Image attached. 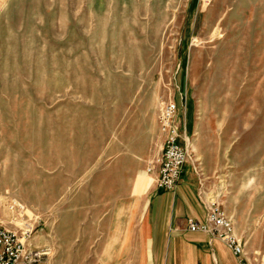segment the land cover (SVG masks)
Wrapping results in <instances>:
<instances>
[{
	"label": "rangeland",
	"instance_id": "374dc122",
	"mask_svg": "<svg viewBox=\"0 0 264 264\" xmlns=\"http://www.w3.org/2000/svg\"><path fill=\"white\" fill-rule=\"evenodd\" d=\"M170 97L201 192L264 255V0H0V204L28 209L51 264L125 236Z\"/></svg>",
	"mask_w": 264,
	"mask_h": 264
},
{
	"label": "crops",
	"instance_id": "0c3cea01",
	"mask_svg": "<svg viewBox=\"0 0 264 264\" xmlns=\"http://www.w3.org/2000/svg\"><path fill=\"white\" fill-rule=\"evenodd\" d=\"M177 125L183 138L192 135V110L178 102ZM196 163L189 160L175 190L153 182L143 208L136 207L120 237L111 229L109 242L102 243L100 264H239L238 258L217 237L190 231L188 218H206V193L201 192ZM99 262V261H98Z\"/></svg>",
	"mask_w": 264,
	"mask_h": 264
},
{
	"label": "built area",
	"instance_id": "2783aa9c",
	"mask_svg": "<svg viewBox=\"0 0 264 264\" xmlns=\"http://www.w3.org/2000/svg\"><path fill=\"white\" fill-rule=\"evenodd\" d=\"M178 105L171 97L163 100L158 112V125L163 142L159 155L150 161L149 172L155 173L153 182L157 187L175 190L181 179L185 164L194 158L193 143L183 138L177 125ZM181 143V144H180ZM207 213L203 221L188 218L190 231L204 232L219 238L238 258L239 264H264V255H252L247 241L236 231L233 217L220 200V195L206 198ZM7 215L0 204V264H51L49 251L32 242L36 231V219L28 209L16 200H9Z\"/></svg>",
	"mask_w": 264,
	"mask_h": 264
}]
</instances>
